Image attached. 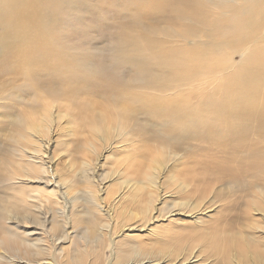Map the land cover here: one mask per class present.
<instances>
[{"label":"bare ground","instance_id":"bare-ground-1","mask_svg":"<svg viewBox=\"0 0 264 264\" xmlns=\"http://www.w3.org/2000/svg\"><path fill=\"white\" fill-rule=\"evenodd\" d=\"M77 1L0 0V75L4 71L12 75L11 81L4 82L14 86L11 95L17 93L24 105L22 128L27 132L18 162L11 163L5 178L0 179L11 189L23 188L16 194L0 192V264H264V246H259L264 244V182L247 184L244 169L264 177V0H195L197 6L191 0H132L128 5L123 0H101L103 9L96 8L98 12L119 19L117 26L125 21L129 26L118 27L116 36L125 40L134 32L131 41L137 39L145 45L156 64L153 69L137 50H118L116 42L111 49L113 64L126 62L139 72L141 84L137 86H117L108 83V78L103 81L101 72L89 68L88 56L80 60L73 55L74 44H66L69 39L62 44L59 28L66 21L64 6ZM173 15L181 19L169 34L177 46L164 45L170 40L156 41L141 33L150 27L166 33L155 24ZM137 28L141 31L135 32ZM227 51L239 58L234 63L236 72L221 58ZM112 69L118 71V66ZM220 77L225 79L215 85V78ZM29 78L34 83H18ZM205 81L212 90L203 97L205 93L191 92L189 101L186 91L195 83L203 86ZM36 88L39 93L31 94ZM99 90L107 96L108 113L99 103L93 104L91 111L77 108L81 102L91 104V95ZM219 93L222 99L217 101L214 96ZM198 98L204 102L191 106L200 101ZM228 106L233 113L226 112ZM244 106H253V115L247 116ZM157 114L162 117L163 130L137 125L142 116ZM81 115V121H86L91 158L82 162L84 174L92 169L91 156H98L97 162L105 145L114 144L110 149L124 152L126 157L118 162H126L132 155V144L141 142L140 134L136 136L141 132H150L149 140L165 143L166 148L147 167L125 169V165L110 171L106 179L117 177L109 180L105 191L86 174L79 181L55 180L57 175H50L44 162L47 133L64 127L74 134L72 119ZM220 127L226 132L225 139L219 136ZM3 137L0 128V139ZM181 143L189 150L194 144L214 147L215 158L224 160H215L212 168L206 164L214 160L196 162L197 167L190 166L192 171L187 170L186 176L175 175L170 172L179 170L175 162L181 156L176 147ZM40 166L43 169L38 171ZM163 179L167 188L173 187L169 198L184 199L167 209L166 197L160 195ZM74 184L88 190L83 210L77 208L78 194L72 196ZM112 187L116 189L109 199ZM251 190H256V195L243 210L248 215L246 231L237 232L232 242H217L219 236L205 230L204 220L209 219L206 223L210 224L212 219L207 213L210 207H201V198L206 193L219 198L235 192L242 197ZM186 196H195L199 204L187 210L191 205ZM29 226L33 228L29 230ZM72 227L81 230L78 239L83 244L74 245V235L69 233ZM106 250L109 258L104 255Z\"/></svg>","mask_w":264,"mask_h":264},{"label":"rangeland","instance_id":"rangeland-1","mask_svg":"<svg viewBox=\"0 0 264 264\" xmlns=\"http://www.w3.org/2000/svg\"><path fill=\"white\" fill-rule=\"evenodd\" d=\"M114 1H118V0H114ZM123 1H125L128 5L129 2L132 0H123ZM191 1L192 3L195 2V0H191ZM194 4L197 6L196 3ZM101 5H102L101 0H78L74 4L70 3L68 6H64L65 8H64L63 15L66 16V21L62 23V25L59 28L61 42L62 44H64L65 41L69 39L68 43L66 44L70 47H72L74 44L75 53H73V55H76V57L80 56L81 57L80 60H82L83 57L88 56L90 58V61L88 63L89 68L95 69V71L97 72H101L102 75L100 76L103 78V81L107 80L108 78L109 79L108 83H114L117 86H121L122 83L131 85V86H137L141 84V75L139 72H136L126 62H122L120 64H113V53L111 52V49L116 44V42L119 43L118 50H127V51L130 49L137 50V53L143 54L146 57V59L149 60V62L151 63L150 66L153 69L156 68L155 66L156 64L152 62L150 53L145 48L146 47L145 45L143 46L140 45L137 39H133V41H131V39L134 37V32L125 40H122V39L120 40V38L116 36L117 34L116 32H118V27L121 26L119 29L121 28L128 29L129 26L126 25L127 24L126 21L125 23L122 22L120 26H117V22L119 21V19H117L115 16L114 17L116 19H113L111 18V16H109L110 15L109 13L98 12L96 8L103 9ZM201 7H206V6H201ZM68 10L70 11V14L67 13ZM110 18L112 21L110 20ZM180 22H181V19L178 17V15H173L164 20H158L155 24L157 27L164 29L166 33H158L155 28H151V27L146 28V29L143 28L142 31H141V28H137L135 32H139V31H141V33L144 32L146 37L152 38L156 41H159L160 39L170 40L169 34L171 32V29L175 30L176 27L180 25ZM155 45H159V44H155ZM164 45L177 46L176 43L172 42V40L165 41ZM233 54L228 53L227 51L223 56H221V58L223 59L224 63L229 67V69L233 67L234 72H236L237 70L235 68L234 63H237L239 61V58L236 54L235 55ZM229 56L231 57V60L228 59ZM80 60H77L76 58V62H79ZM116 66H118V71L116 70L112 71L114 70L112 69V67H116ZM105 74L107 75V77L105 76ZM7 75H10V76H7ZM11 76L12 75L6 71H4V74L0 75V128H3V132H4V137L0 139V145H1L0 146V167H1L0 168V179L5 178L6 170L11 169L12 165L18 162L21 156V149L25 148L26 146L25 137L27 136V132L22 128V122L25 119L24 105H22L19 102L20 97L17 93L11 95V93L13 92L14 86H8L7 83L4 82V81H8V82L11 81ZM129 77L131 78V80H128ZM201 79L202 78H200L199 80ZM224 79L225 77L215 78V80H217L215 82V85H218L220 80H224ZM25 81L34 83V79L32 78H29L27 80H20L18 83H22ZM101 86H103V82L101 83ZM212 88L213 86L208 87V82L205 81L203 83V86L200 85L199 83H195L191 91H186V93L188 95V98H190L189 101H191L194 94L198 92L205 93L202 95L203 97L207 95L212 90ZM99 91L100 93H97L96 95H93V94L91 95L89 99L91 104H83V102H81L77 105V108L83 112H85L86 109H89L91 111V110H94L92 108V105L99 103L102 108V111L107 112V110L110 108L109 106L105 105L106 99L104 98H106L107 96L102 90H99ZM191 92L193 93L192 97L189 95ZM36 93H39L37 88H36V91L31 94H36ZM214 99L217 101L221 100L222 98L220 97V93L214 96ZM202 102H204V100L200 99L199 102L194 103L191 106H197L201 104ZM58 103H61V102H58ZM220 103H222V101H220ZM224 106H226L225 103H224ZM60 107H63V106H60ZM244 107L246 109L247 116L253 115L252 113L255 112L256 110L253 106H244ZM76 110L77 109H74L75 112ZM226 112L228 114H230L231 112L233 113L234 109L231 108L230 110L228 106V110H226ZM80 117H82V115L75 117V120L72 119V123H74L72 125L74 128L73 129L74 134H71L69 130L68 131L65 130L64 127H62L61 129H57V130L52 128L51 131L47 133L45 140L49 141V143H48L47 149H45L46 152H45L44 162L46 164L45 166L49 167V170H48L49 174L52 176L57 175V177H54L55 180L56 179L59 180V177H63L69 180L70 179L73 180L74 178L79 181L81 177H83L86 174V173L85 174L82 173L81 168H82V162H88L91 159L89 155V150L87 149L89 147L88 146L89 135H87L88 133L85 130L86 121H81ZM161 118L162 117L159 114L153 115V116L144 115L138 121L137 125L142 126L145 129H149L150 127L154 126L156 128L163 130L161 126L162 124ZM93 119L95 118H90L89 121H92ZM9 120H11L12 122L11 125H8ZM113 125L115 126L117 124L113 123ZM8 126L10 127L9 129H8ZM156 128L151 129L153 134H155L154 132H156ZM81 129L84 132L82 133V135H80L81 133H79L80 131H82ZM139 134H140L139 139L141 142H134V144H132L133 152H132V155H130L127 158L126 162H124L125 160L118 162L119 160H121L122 158H125L126 156H124L123 155L124 152H122L119 149L117 150L110 149L111 147L114 146V144H112L111 146L105 145L102 148V150L99 151L98 155H101V157L98 159L97 162L96 160L98 156L97 157L96 155L91 156L92 162H93L92 169H91L92 171L90 170L86 175L93 177L96 183L102 184L100 185V190L105 191L107 189L106 187H108L109 184H111L109 180L113 181L114 180L113 178L117 177L116 175L115 176L112 175L109 177V179H106V176L110 175V171L112 172L113 170H119V169L125 168V165H126L125 169L127 168L128 169L130 168L142 169L144 167H147L150 165V163L152 164L153 160L158 159L155 156L158 155L161 149L166 148V147H163L165 143L163 144L157 143V142L155 143L149 140L150 136L152 135L150 134V132H149L150 135L146 132L145 133L141 132L135 135L138 136ZM219 136L221 137V139H225L226 132L222 127H220ZM253 140H255V137L253 138ZM143 146H145L144 149H139L140 147H143ZM194 146L195 147L192 150H189V147L185 143H181V145L179 144V146L176 147L178 150L176 154L181 156V158L177 159L175 162L179 170L177 171L175 170L174 172L172 171L170 173H173L176 175L178 172L179 176L183 177V176H186V172L187 170L190 169V166L197 167V165H195L196 162H207V161L214 160L213 163L206 164L208 168H212L213 165H215V160H224V159L215 158L216 153L214 151V147L211 148V146H206V145L196 146L195 144ZM240 151H241V155H244V152L241 149ZM173 160H174V157H173ZM181 162L182 163L184 162L187 164L183 163L182 165H179V163ZM11 163L12 165L10 166ZM119 163H121V165H119ZM40 169L41 170L43 169L42 166L38 168V171H40ZM244 169L246 170L247 179H245V181L248 180L247 184L249 183V181L253 183L257 182V184L259 185H261L264 182L263 181L264 177L257 176L254 170L250 172L248 171L246 167H244ZM189 171H192V170H189ZM170 173H168V175H170ZM44 176L45 175H43L42 178ZM75 184H79V183H75ZM219 185L220 184H217L214 187L217 188L219 187ZM10 187L11 185L9 183L2 182L0 183V192L5 191L6 193H9V194L11 193L16 194L18 192H21L23 189L21 187L11 189ZM84 188H85L84 186L81 187V185H75L73 193H72V196H75L76 194H78L80 200L78 201L79 204L77 208L81 210L84 209L85 205L87 206V202H86L87 199L85 200V198L89 197V195H87L88 190L86 189L83 190ZM115 189H116L115 187H112V192L110 194L108 193L109 199L112 198L111 196H114ZM80 190H82L81 193H80ZM96 190L99 191L97 187H96ZM255 191L256 190H251L250 192H243L245 196H242V197H241V194L237 192H235V195L233 196H228L229 193L228 194L224 193L225 195L226 194L227 195L225 196L223 194V196L220 197L221 196L220 194L219 198L221 199L213 197L212 194L207 195L208 193H206L205 197L201 198L200 204L202 208H205L207 206L210 207L207 210V213L209 212V214L211 215L212 218L210 217V219H212L213 224L212 222L208 224L209 219L204 220L203 216H198L201 219V221L204 220L205 223L206 221L208 222L206 223L208 225L204 223V227L207 228V229L205 228L204 229L205 230L209 229L210 232H212L210 234L219 236L217 237V240H216L217 242H219V240H222L223 242H225L224 240L226 239L232 242L236 238L235 234L237 232L241 233L242 231L243 232L246 231L245 225H247L246 222L248 221L247 219L248 215L243 210L247 207L245 205H248V203L251 202L253 195H256ZM169 192L171 193L173 192V187L170 186V188H167L166 179H163L162 184H161L160 195L164 194L163 198L166 197V203L167 205H169V206H166L165 209H167L168 207H171L175 203H179L181 200H184V199H179L177 197H174L172 199L169 198ZM226 197L227 199H230V200H227ZM185 199H189L187 203L191 205L187 210H191L194 205L199 204L198 203L199 199H196L195 196L193 197L186 196ZM223 200H225L224 201L225 204H222L224 203V202H221ZM221 206L222 207L224 206V208H222ZM231 207L233 208L232 210L229 209ZM160 209H161L160 214L164 215L163 219L166 220L168 223L169 221L167 220L168 218L167 214L162 208ZM234 219L235 220L238 219V220L234 222ZM167 223L165 224L167 225ZM188 223H192V225L195 224V222L194 223L188 222ZM32 228L33 226H29V230H31ZM77 228L79 227H72L70 228V231L68 230L69 233L72 232L71 233L72 236L74 235L73 236L74 238H72L74 245L75 243L81 244L83 242L82 240L81 242L80 239H78L80 236H82V234H81V230ZM213 228L215 230L211 231V229ZM257 238L260 239L259 236ZM64 242L66 243V241ZM57 244H59V241L57 242ZM261 245L264 246V244H260L259 246ZM60 246L61 245H59V247ZM64 246L67 247L68 245L65 244ZM69 248L73 249L74 246L70 245ZM104 255L106 256V258L110 257L109 252L107 250L105 251ZM214 258H217V257L215 256ZM0 260H2V258H0ZM192 261L193 260H191V262Z\"/></svg>","mask_w":264,"mask_h":264}]
</instances>
